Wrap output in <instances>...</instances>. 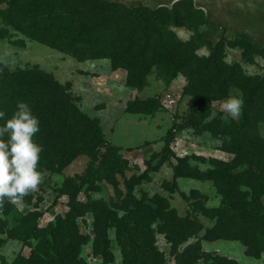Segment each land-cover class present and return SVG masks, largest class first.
Segmentation results:
<instances>
[{"label": "trees", "instance_id": "trees-1", "mask_svg": "<svg viewBox=\"0 0 264 264\" xmlns=\"http://www.w3.org/2000/svg\"><path fill=\"white\" fill-rule=\"evenodd\" d=\"M0 5L5 6L0 9L1 32L11 28L80 61L108 59L113 69L125 71L128 87L143 88L151 66L168 82L182 73L188 81L183 94L190 96L192 106L188 109L187 124L167 132L162 152L168 151L174 133L184 127L208 133L219 141L224 151L233 156L231 161L200 158L211 168L193 173L187 169L188 158H177L174 175L211 181L221 198L219 207L204 211L207 217L215 219L205 239L236 240L254 256L264 253V138L259 130L264 123V74L244 76L237 65L226 66L219 55L199 59L192 48L178 41L165 27L167 23L177 24L189 11L184 8H128L112 0H0ZM230 89L242 93L244 106L240 118L215 117L207 121L212 103L224 100ZM18 102L27 103L40 122L34 137L43 147L38 171L61 175L81 156L89 162L81 175L65 177L54 189L53 204L66 197L68 210L56 215L44 228L37 226V219L42 216L37 211L41 197L34 204L31 192L23 198L25 205L35 208L25 214L15 211L14 205L5 200L0 213L12 215L15 226L9 228L0 219V234L6 235V241L19 240L28 247L30 238L38 239L28 258L17 255L11 264H85L79 257L85 238L79 232L77 219L87 213L94 217L96 234L107 230L108 221L112 222L123 264H166L152 243L151 225L156 219L162 220L160 230L174 247L201 231L200 223L173 215L166 217L159 209L139 203L131 195L123 200L110 197L113 211L101 200L87 197L86 202L79 201L82 189L87 195L93 191L95 180L104 179L105 172L110 170V158L105 157L114 155L118 148L105 141L97 120L80 111L67 85H61L37 67L11 71L0 62V111L5 112L0 126L17 110ZM159 106L160 100L155 98L134 100L128 102L126 111L152 114ZM100 155L104 158L99 162ZM113 187L117 189L116 184ZM116 210L124 214L118 217ZM4 243L0 240V246ZM98 245L97 236L93 247ZM196 251L195 245H189L176 259L179 264H195Z\"/></svg>", "mask_w": 264, "mask_h": 264}, {"label": "rangeland", "instance_id": "rangeland-1", "mask_svg": "<svg viewBox=\"0 0 264 264\" xmlns=\"http://www.w3.org/2000/svg\"><path fill=\"white\" fill-rule=\"evenodd\" d=\"M112 1L128 8L156 10L164 7L171 11L176 7L189 10L177 24L171 22L165 27L178 41L192 48L199 59L219 55L226 66L237 65L244 76L264 74V0H186L180 4L178 0ZM4 7L0 5V9ZM2 28L0 23V33L3 34L0 35V62L11 71L37 67L52 75L61 85H67L80 111L97 120L105 141L118 148L114 155L105 157L110 158L107 164L110 170L105 172L104 179L95 180L93 191L87 195L82 189L79 201L86 202L87 197L89 200H101L113 211L110 197L123 200L131 195L137 202L159 209L166 217L173 215L200 223L202 229L199 233L175 247L160 230L162 220L156 219L152 223V243L166 264H179L176 258L189 245L197 248L195 264H264V253L254 256L239 241L205 239V233L214 226L215 219L207 217L204 211L219 207L221 198L211 181L174 175L177 158H188L187 169L191 172L204 173L211 167L200 158L231 161L233 156L208 133L200 134L196 129L185 127L174 133L168 151L162 152L167 132L187 124L188 109L192 106L190 96L183 94L188 81L182 73L168 82L151 66L143 88L128 87L125 71L113 69L108 59L80 61L27 39L11 28L1 32ZM241 94L230 89L226 98ZM167 95L174 100V105L163 104ZM148 98L160 100V106L154 113L132 114L126 111L128 102ZM226 98L212 103V113L207 121L215 117L231 119L221 109ZM259 130L264 138V123L259 125ZM101 155L99 162L104 158ZM88 162V158L81 156L61 175L46 173L43 183L31 192L32 204L37 197L42 198L37 203V211L42 213L37 219L39 228H44L54 221L56 215H63L68 210L66 197L53 204L56 198L54 189L65 177L81 175ZM13 205L14 210L21 214L35 210L34 206L23 202ZM116 213L121 217L124 211L116 210ZM0 219L9 228L15 226L12 215L0 213ZM93 223L94 217L90 213L77 219L79 232L85 238L79 257L85 264H123V253L112 222L108 221L110 227L97 234ZM97 236L100 245L94 248ZM0 240H5L0 246V264H11L17 255L28 258L38 241L30 238L28 247L19 240L6 241V235L0 234ZM182 261L185 263L186 259Z\"/></svg>", "mask_w": 264, "mask_h": 264}, {"label": "clouds", "instance_id": "clouds-1", "mask_svg": "<svg viewBox=\"0 0 264 264\" xmlns=\"http://www.w3.org/2000/svg\"><path fill=\"white\" fill-rule=\"evenodd\" d=\"M243 106L241 94L226 98L221 109L238 120ZM16 109L0 126V208L6 199L12 204L22 203L26 195L39 188L46 175L45 171L37 170L43 151L42 145L34 140L40 130L39 119L27 103L18 102ZM4 117L5 112L0 111V119Z\"/></svg>", "mask_w": 264, "mask_h": 264}, {"label": "built area", "instance_id": "built-area-1", "mask_svg": "<svg viewBox=\"0 0 264 264\" xmlns=\"http://www.w3.org/2000/svg\"><path fill=\"white\" fill-rule=\"evenodd\" d=\"M164 103H167V105H170V106L175 104L174 100H172L171 97H170L169 95H167V96L165 97V99H164V101H163V104H164Z\"/></svg>", "mask_w": 264, "mask_h": 264}, {"label": "crops", "instance_id": "crops-1", "mask_svg": "<svg viewBox=\"0 0 264 264\" xmlns=\"http://www.w3.org/2000/svg\"><path fill=\"white\" fill-rule=\"evenodd\" d=\"M62 198H65V197H62ZM61 199V198H60Z\"/></svg>", "mask_w": 264, "mask_h": 264}]
</instances>
